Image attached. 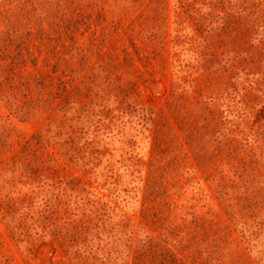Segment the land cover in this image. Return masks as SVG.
I'll list each match as a JSON object with an SVG mask.
<instances>
[{"label":"rangeland","instance_id":"rangeland-1","mask_svg":"<svg viewBox=\"0 0 264 264\" xmlns=\"http://www.w3.org/2000/svg\"><path fill=\"white\" fill-rule=\"evenodd\" d=\"M241 2L72 1L70 11L84 15L74 41L86 59L75 56L70 37L60 42L69 54L44 46L46 91L62 95L50 110L42 97L23 121L0 103V119L15 126L10 159L49 123L57 132L51 116L64 121L55 111L64 99L80 110L81 120L71 115L66 127L72 159L53 141L39 155L58 193H67L55 222L92 220L94 230L81 247L86 261L74 260L49 235L31 249L18 244L0 218L6 263L160 264L162 247L176 264H264L262 63L247 35L221 30L229 4ZM249 2L264 8V0ZM34 73L22 65L17 78Z\"/></svg>","mask_w":264,"mask_h":264},{"label":"trees","instance_id":"trees-1","mask_svg":"<svg viewBox=\"0 0 264 264\" xmlns=\"http://www.w3.org/2000/svg\"><path fill=\"white\" fill-rule=\"evenodd\" d=\"M72 1L86 0H0V103L22 121L36 112V105L41 102L42 97V109L50 110L56 97L62 95V92L56 96L46 91L47 74L38 67L41 58L49 66L50 55L44 57V46L57 55L59 52L56 48L61 45L60 42L70 37L75 56L81 61L86 59L82 49L76 47L74 41V33L80 29L84 15L75 10L70 11ZM191 1H242L238 5L229 4L230 12L222 19L221 30H232L236 36L247 35L248 43L253 46L250 55L254 61L262 63L261 79L264 82V8H261L260 3L249 2L254 0ZM14 4L15 7H12ZM203 21L201 17L197 21L199 29H202ZM35 42L38 44L33 50L32 44ZM61 46L65 48L62 54H69V46ZM26 64H31L38 73L17 78V69ZM36 91L39 98L31 105L28 98ZM55 111L61 112L64 119L58 121L55 119V112L52 114L51 118L58 127L57 132L51 127L53 123H49L43 133L33 135L18 154L10 159L5 156L15 126L9 116L0 119V218L18 244L25 242L27 248L31 249L34 240L49 235L65 246L66 251L71 256L74 255V260L86 261L85 251H81V247L89 246V237L92 235L90 232L94 230L91 229L93 221L80 220L74 226V221L60 217L61 225L55 222L57 212L54 208L57 203H62L63 206L68 204L67 193H58L62 191L53 183L50 169L43 167L45 162H40L39 155L40 150L53 141L56 145L62 144L64 153L72 159V147L68 145L71 139L67 135H73L74 132L66 130L67 121L71 115L80 121L81 112L78 108H70L68 98ZM2 178L6 179L1 181ZM91 208L90 212L97 215L98 207L92 205ZM89 217L88 215L87 218ZM98 222L100 223L99 219ZM98 234L100 233L96 229V235ZM76 244L80 248L73 251ZM159 252L161 259L157 261L160 264H176V255L172 251H164L160 247ZM7 261L9 260L0 253V264H10Z\"/></svg>","mask_w":264,"mask_h":264}]
</instances>
